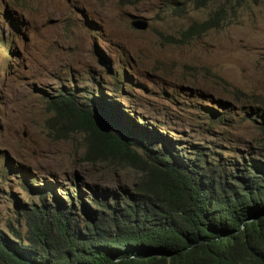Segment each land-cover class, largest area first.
<instances>
[{
  "label": "rangeland",
  "instance_id": "374dc122",
  "mask_svg": "<svg viewBox=\"0 0 264 264\" xmlns=\"http://www.w3.org/2000/svg\"><path fill=\"white\" fill-rule=\"evenodd\" d=\"M220 6L218 27L184 34ZM137 18L146 29L131 26ZM1 39L0 229L8 236L9 223L24 234L23 206L71 195L82 215L81 202L93 208L138 182L132 168L86 160L84 132L49 129L46 103L59 92L111 102L214 178L264 160V121L254 112L264 113L262 1L0 0Z\"/></svg>",
  "mask_w": 264,
  "mask_h": 264
},
{
  "label": "trees",
  "instance_id": "16d2710c",
  "mask_svg": "<svg viewBox=\"0 0 264 264\" xmlns=\"http://www.w3.org/2000/svg\"><path fill=\"white\" fill-rule=\"evenodd\" d=\"M192 1L200 8L210 0ZM224 18L225 8L217 7L184 34L216 28ZM94 101L66 91L49 96V129L84 132V158L134 169L135 188L92 200L93 208L81 202L82 215L71 195L21 207L17 223L25 232L11 223L9 236L0 229V264H264V160H250L239 175L214 178L202 162L124 119L111 102ZM93 108L109 120L108 132L96 128ZM254 112L264 121V113ZM159 140L164 146L156 149Z\"/></svg>",
  "mask_w": 264,
  "mask_h": 264
},
{
  "label": "water",
  "instance_id": "95a60500",
  "mask_svg": "<svg viewBox=\"0 0 264 264\" xmlns=\"http://www.w3.org/2000/svg\"><path fill=\"white\" fill-rule=\"evenodd\" d=\"M147 21L144 19H134L131 21V26L137 30H144L147 28ZM92 118L96 128L101 132H108L111 129L109 120L101 113L93 111Z\"/></svg>",
  "mask_w": 264,
  "mask_h": 264
},
{
  "label": "clouds",
  "instance_id": "9594fccd",
  "mask_svg": "<svg viewBox=\"0 0 264 264\" xmlns=\"http://www.w3.org/2000/svg\"><path fill=\"white\" fill-rule=\"evenodd\" d=\"M94 111V110H93ZM98 112H101V111H98ZM102 113V112H101ZM103 114V113H102Z\"/></svg>",
  "mask_w": 264,
  "mask_h": 264
}]
</instances>
